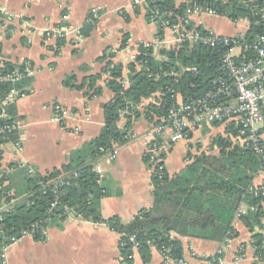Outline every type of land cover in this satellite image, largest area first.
Wrapping results in <instances>:
<instances>
[{"label": "crops", "instance_id": "0c3cea01", "mask_svg": "<svg viewBox=\"0 0 264 264\" xmlns=\"http://www.w3.org/2000/svg\"><path fill=\"white\" fill-rule=\"evenodd\" d=\"M133 2L0 0V68L5 62L29 63L32 78L27 95L14 104L16 122L20 125L19 141L7 143L0 149V163L8 170L6 185L14 188V180L24 183L30 170L47 174L61 169L69 164L74 151L100 136L105 122L104 105L114 96L106 85L110 73L103 75L106 62L100 59L104 55L114 54L113 64L124 66L123 78L128 88L129 65L135 62L141 46L153 44L157 59H165L162 50L175 48L170 31H160L146 19V11L135 9ZM182 2L184 0H177L178 5ZM94 11L100 14V19L84 34L87 20ZM65 14L69 16L67 21L63 20ZM213 20L224 21L233 26L235 32L216 30L214 25L208 24ZM202 21L204 28L218 35L237 36L244 32L225 18L208 17ZM57 29L65 30L67 35H54ZM48 32H53L52 36L49 37ZM59 39L65 41L60 48L57 47ZM98 74L103 75L97 84L102 89L100 96L91 98L87 88L77 90L65 85L70 75L76 77L74 84L79 87L85 79ZM153 102L154 98L144 101L138 110L143 114ZM55 105H61L69 115L60 120ZM125 124L122 118L119 126L124 128ZM153 126L145 116L134 121L129 140L116 147L115 158L106 154L96 163L101 184L112 192L101 201L105 220L118 217L127 224L140 211L153 206L152 166L145 160L151 142L148 132ZM219 132L220 129L207 128L187 141L171 143L165 158L167 173L171 177L178 174L202 152L217 153L211 141ZM199 136L204 139H197ZM195 141L198 147H194ZM263 183L264 172L261 171L253 184ZM262 222L264 224V216ZM232 227L235 236L221 242L180 237L175 233L172 236L183 243L184 264H196L193 252L208 258L221 256V262L214 264H264V254L258 253L254 234L239 218H234ZM45 234L44 240L26 236L13 244L6 253L7 264H122V235L105 223L85 221L71 214L61 227L52 226ZM136 262L144 264L140 254ZM150 264H165L157 249L152 251Z\"/></svg>", "mask_w": 264, "mask_h": 264}, {"label": "trees", "instance_id": "16d2710c", "mask_svg": "<svg viewBox=\"0 0 264 264\" xmlns=\"http://www.w3.org/2000/svg\"><path fill=\"white\" fill-rule=\"evenodd\" d=\"M192 4L214 10L232 22L249 19L248 40L254 35L264 34V0H184L179 5L177 0H156L150 7L184 16ZM145 11L146 19L150 21L149 8L146 7ZM93 27L85 25L83 33H89ZM64 44L62 39L57 41L58 48ZM125 44L126 40L122 46ZM161 53L165 59H157L152 47L139 48L135 62L129 65L128 88L123 84L124 66L113 64L111 60L114 54L104 55L100 59L106 62L103 75L110 73L106 85L114 96L104 105L105 122L100 136L74 151L69 164L61 169L47 174H26V187L22 192L11 195L13 187L6 185L8 177L2 178L0 264L3 263V250L13 238H20L24 231H31L32 226L37 225L33 237L44 240L46 229L61 227L71 214L85 221L105 223L111 230L120 233L121 244H126L121 248L126 264V258L130 255V239L133 237L139 243V254L144 264L151 263L153 249H167L172 258L181 259L183 243L174 238L173 233L180 237L215 242L234 237L232 222L241 204L246 205L247 211L239 219L254 234L258 253L264 254V200L248 193L264 164L250 149L235 141L237 131L231 126L206 127L221 130L211 141V147L217 153H200L192 163L172 177L166 169L153 174L154 202L150 209L140 211L127 224L118 217L103 218L101 201L112 192L101 184V176L96 171L98 160L127 143L134 121L145 116L153 125H158L174 104L176 93L181 92L184 99L201 97L220 73L221 51L187 45L178 50H162ZM27 64L5 62L0 68V149L7 143L19 141V131L9 130L18 119L16 106L6 107V114H2L1 106L11 89L26 92L30 86L32 78L29 76L15 83L7 81L17 70L24 73ZM103 75L90 76L79 87L74 84L76 77L70 75L65 85L77 90L87 88L91 98L97 97L102 93L97 84ZM153 96L154 102L142 114L138 107ZM122 118L126 120L124 128L119 126ZM145 160L149 161L147 155ZM55 180L58 181L56 188V184H51ZM252 207L255 209L252 210Z\"/></svg>", "mask_w": 264, "mask_h": 264}, {"label": "built area", "instance_id": "2783aa9c", "mask_svg": "<svg viewBox=\"0 0 264 264\" xmlns=\"http://www.w3.org/2000/svg\"><path fill=\"white\" fill-rule=\"evenodd\" d=\"M155 3L156 0H134L133 6L135 9L149 8L150 21L160 30L170 31L175 45V48L172 49L178 50L187 45L200 46L221 51V56L220 73L211 81L207 91L201 97H187V99H184L181 92L176 93L175 102L168 109L161 123L155 124L148 132L151 142L147 156L153 174L165 169V158L171 143L187 141L195 134L204 132L210 125H219L222 128L231 126L237 131L238 136L235 141L242 144L245 149H250L264 164V34L254 35L251 40H248L250 22L249 19L244 18L231 21L236 27L243 28L244 32L241 35H218L204 28L202 21L208 17H221L216 11L192 4L184 16H179L172 12H161L156 7L151 8L150 6ZM262 13L264 18V10ZM68 18L69 16L66 14L63 16L64 21H67ZM221 18L227 19L226 17ZM99 19L100 14L94 11L87 20V24L95 25ZM54 32V35L59 37L67 35L63 29H57ZM52 33L48 32V36H52ZM145 47L154 49L153 44H146ZM30 75L31 67L30 64H27L24 73L17 70L7 78V81L15 83ZM126 82L123 78L124 86L127 84ZM26 95L27 93L22 90L11 89L5 103L1 106L2 114H6V107L15 104ZM54 108L60 120L69 115L61 105H55ZM19 129L20 125L16 122L9 130L19 131ZM168 133L170 135L167 137ZM17 146L19 145L17 144ZM115 150L109 153L111 159L116 156ZM261 171L264 172V167ZM29 174L33 175L35 172L30 170ZM7 175V168H3L0 163V188L2 187V178H6ZM57 182L55 180L51 184H56V188ZM248 193L264 200V183L251 185ZM55 205L56 203L52 207ZM251 209L254 210L255 207ZM246 211V205L241 204L236 218L246 214ZM36 228L37 225H33L31 231H24L20 238L11 240V244L3 250L2 264H7L6 253L9 248L26 236H33ZM125 246L126 244H121V248ZM159 252L163 256L165 264H184L183 257L174 259L169 255L167 249ZM138 254L139 243L133 237L130 239V255L126 258L128 264H137ZM192 258L196 264L221 262V256L208 258L195 252L192 253ZM122 264H126L124 258H122Z\"/></svg>", "mask_w": 264, "mask_h": 264}, {"label": "rangeland", "instance_id": "374dc122", "mask_svg": "<svg viewBox=\"0 0 264 264\" xmlns=\"http://www.w3.org/2000/svg\"><path fill=\"white\" fill-rule=\"evenodd\" d=\"M208 24L214 25L216 30L217 29H224V31H227V33H234L235 32V28L233 26H231V25L226 24L224 21L213 20V21L208 22ZM197 139H204V138L202 136H199ZM197 141L194 142V147H198V145H196ZM201 147H203V146H201ZM206 148H207V146H206ZM24 183H23V181L19 182V181H15L14 180L13 181L14 188L10 192V194L11 195L12 194H17V192L24 191V188H25V184Z\"/></svg>", "mask_w": 264, "mask_h": 264}]
</instances>
